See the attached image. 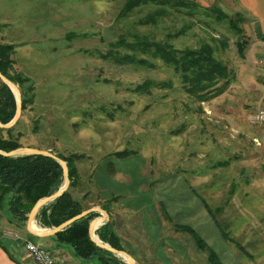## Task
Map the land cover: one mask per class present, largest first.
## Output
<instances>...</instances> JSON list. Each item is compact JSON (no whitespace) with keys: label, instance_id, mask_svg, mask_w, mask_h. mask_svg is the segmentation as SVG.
I'll return each instance as SVG.
<instances>
[{"label":"rangeland","instance_id":"rangeland-1","mask_svg":"<svg viewBox=\"0 0 264 264\" xmlns=\"http://www.w3.org/2000/svg\"><path fill=\"white\" fill-rule=\"evenodd\" d=\"M125 1L0 0V46H12L8 75L33 84L11 138L69 158L77 183L70 192L86 208L107 207L137 264H154L148 238L166 254L184 250L191 264H212L210 251L226 255L224 264H264V69L256 42L238 53L249 38L233 0H175L167 10L148 3L120 16ZM142 39L176 51L209 46L232 72L225 93L206 102L187 95L172 68L128 48ZM145 82L148 90L136 92ZM96 176L145 192V224L121 197L98 201Z\"/></svg>","mask_w":264,"mask_h":264},{"label":"trees","instance_id":"trees-1","mask_svg":"<svg viewBox=\"0 0 264 264\" xmlns=\"http://www.w3.org/2000/svg\"><path fill=\"white\" fill-rule=\"evenodd\" d=\"M174 1L126 0L120 16L140 5L148 3L161 10L173 9V7H176ZM146 21V23H153L154 16H148ZM236 21L243 22V18L238 13ZM231 23L232 28L236 32L242 33L236 22L231 21ZM247 45V39L238 43V53L241 56H243ZM128 48L132 51L139 49L143 54H148L162 62L165 66L172 68L180 77L185 93L199 102H206L224 94L230 79L233 78L232 72L229 71L227 66L215 60L209 46L176 51L159 43H148L145 39H142V42L136 41L129 45ZM11 53V45L0 46V73L18 86L22 110L26 104L33 102V84L29 82V79H22L19 74L8 75L11 64L9 56ZM150 86L151 82H145L143 85L137 86L135 91L143 92L148 90ZM29 92H31L30 96H28ZM14 113L15 98L10 89L1 82L0 123H8L13 118ZM10 131L11 129L5 130L0 128V133L5 132L7 135L3 137L0 134V151L7 153L22 148V145L18 142V138H11ZM59 158L66 162L70 185L67 191L60 197L39 210L36 219L42 228L57 227L82 211L89 209L83 205L80 198L76 199L70 192V189L77 184L73 181L76 175V168L69 161V158ZM62 184V168L48 157L41 155L6 157L0 155V205L1 207L5 206L9 214L20 221H27L28 214L35 202L54 194ZM102 209L107 212V207L103 206ZM99 216L98 213L91 212L85 217L71 223L62 231L55 234V236L60 243L68 245L72 249L74 256L81 260L97 258L100 264H126L118 256L99 248L90 239L88 233L89 224ZM187 230L196 240L195 242L198 247H207L203 240L196 236L193 230L188 228ZM95 234L102 243L118 251H126L111 222L108 221L101 225L95 231ZM209 253V260H211L212 264H221L217 256L211 251Z\"/></svg>","mask_w":264,"mask_h":264},{"label":"crops","instance_id":"crops-1","mask_svg":"<svg viewBox=\"0 0 264 264\" xmlns=\"http://www.w3.org/2000/svg\"><path fill=\"white\" fill-rule=\"evenodd\" d=\"M235 12L240 14L245 23L248 38L251 42H256L254 48L259 53V42L264 38V0H233L229 3ZM264 69V68H263ZM100 178V180H99ZM93 185L98 186L102 191L101 198L98 201H106L110 194L121 197V206L127 211H130V215L134 214L140 216L144 222V204L145 192L138 191V187H133L130 191L129 186L116 178H110L108 176H96L92 181ZM5 208V206L3 207ZM0 210L3 211L1 205ZM4 217L1 219L0 226V264H34L23 252L21 241H16L13 238L4 236V231H11L18 234L22 240H30L41 247L50 249L58 259L59 264H85V262L77 259L72 249L58 241L55 235L48 237H36L30 234L26 227V222L20 221L16 217L9 214L8 211H3ZM109 219V218H108ZM111 222V220H110ZM145 224V222H144ZM36 225L39 229L42 228L36 219ZM100 226L97 227V229ZM115 228V226L113 225ZM158 240V239H157ZM153 253L152 258L154 264H191L193 260L191 257L184 253V250H175L176 254L169 255L161 250H158L157 241L155 238H148ZM173 247L178 246L173 243ZM172 246H164L168 248ZM226 255H219L218 259L224 264L223 259Z\"/></svg>","mask_w":264,"mask_h":264},{"label":"water","instance_id":"water-1","mask_svg":"<svg viewBox=\"0 0 264 264\" xmlns=\"http://www.w3.org/2000/svg\"><path fill=\"white\" fill-rule=\"evenodd\" d=\"M0 81L10 89V91L13 93V95L15 97V113H14L13 118L6 124L0 123V128L7 130V129L14 127L19 120V117L21 114V95H20V92H19V89L17 88V86L14 83H12L10 80H8L5 76H3L1 73H0ZM0 155L6 156V157L41 155V156H45V157H48V158L54 160L62 168V171H63V184H62V186L54 194H52L48 197L41 198L37 202H35V204L33 205V207L31 208V210L28 214L26 227H27V230L30 234H32L33 236H36V237H40V238L53 236V235L57 234L58 232L62 231L65 227H67L71 223L77 221L78 219L85 217L86 215H88L91 212H96L101 216V218H99L100 220H98V218H96L90 222L89 231H88L90 239L99 248L106 250L108 252H111L112 254L118 256L126 264H137L135 262V260L129 254H127L124 251H118V250L110 247L109 245L102 243L95 236L94 233H95L96 228L98 226H101V225L105 224L106 222H108L107 213L102 208H100L99 206H94V207H91L87 210H84L80 214L72 217L71 219L67 220L66 222L62 223L61 225H59L57 227H53V228H49V229H43V230L37 228L36 216H37L39 210L43 206L51 203L52 201H54L55 199L60 197L69 188L70 180H69V176H68V169H67L66 163L63 160L58 158L56 155H54L50 151L40 150V149H35V148H29V147L18 148V149L12 150V151L7 152V153L0 151Z\"/></svg>","mask_w":264,"mask_h":264},{"label":"built area","instance_id":"built-area-1","mask_svg":"<svg viewBox=\"0 0 264 264\" xmlns=\"http://www.w3.org/2000/svg\"><path fill=\"white\" fill-rule=\"evenodd\" d=\"M257 63L264 68V38L259 42V53ZM4 236L13 238L16 241H21L22 252L34 264H59L57 256L48 248L41 247L30 240H22V238L11 231H4Z\"/></svg>","mask_w":264,"mask_h":264}]
</instances>
